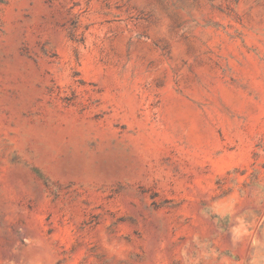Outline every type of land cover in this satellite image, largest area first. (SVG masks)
Returning <instances> with one entry per match:
<instances>
[{"label": "rangeland", "instance_id": "374dc122", "mask_svg": "<svg viewBox=\"0 0 264 264\" xmlns=\"http://www.w3.org/2000/svg\"><path fill=\"white\" fill-rule=\"evenodd\" d=\"M0 264H264V0H0Z\"/></svg>", "mask_w": 264, "mask_h": 264}]
</instances>
